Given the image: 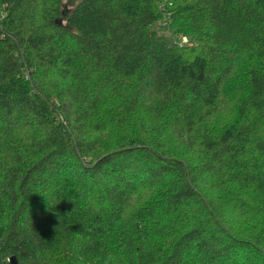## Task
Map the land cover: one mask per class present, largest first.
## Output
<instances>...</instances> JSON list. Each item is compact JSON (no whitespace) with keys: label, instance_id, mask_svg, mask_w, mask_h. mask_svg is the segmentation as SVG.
<instances>
[{"label":"trees","instance_id":"trees-1","mask_svg":"<svg viewBox=\"0 0 264 264\" xmlns=\"http://www.w3.org/2000/svg\"><path fill=\"white\" fill-rule=\"evenodd\" d=\"M64 5L0 0V264H264V0Z\"/></svg>","mask_w":264,"mask_h":264},{"label":"rangeland","instance_id":"rangeland-1","mask_svg":"<svg viewBox=\"0 0 264 264\" xmlns=\"http://www.w3.org/2000/svg\"><path fill=\"white\" fill-rule=\"evenodd\" d=\"M76 1L77 0H65L64 7H65L66 11H69L74 6ZM181 34L183 35V37L186 35V34H183V33H181ZM232 105H233L232 103L228 104L226 102V97H225V95H223V102L221 104V110L219 112L215 113L211 117V119L212 120L213 119L216 120V122H212V123L207 122V124L214 125V126H217V127L221 126L223 124L222 119L231 116L230 108H231ZM136 204H137V201L133 200L132 201V206L128 207V209H127V211H126V213H125V215L123 217V220H122L121 224H123V223H131V221H134V219L137 216L136 214H138V212H139V209L136 208V207H138V204L137 205Z\"/></svg>","mask_w":264,"mask_h":264},{"label":"water","instance_id":"water-1","mask_svg":"<svg viewBox=\"0 0 264 264\" xmlns=\"http://www.w3.org/2000/svg\"><path fill=\"white\" fill-rule=\"evenodd\" d=\"M10 259H11L12 262H16V259H17V258H16L15 255H12V256L10 257Z\"/></svg>","mask_w":264,"mask_h":264},{"label":"built area","instance_id":"built-area-1","mask_svg":"<svg viewBox=\"0 0 264 264\" xmlns=\"http://www.w3.org/2000/svg\"><path fill=\"white\" fill-rule=\"evenodd\" d=\"M181 41H186V36H184V37L182 36Z\"/></svg>","mask_w":264,"mask_h":264}]
</instances>
